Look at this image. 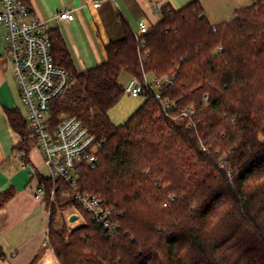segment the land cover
Listing matches in <instances>:
<instances>
[{"label": "trees", "instance_id": "obj_1", "mask_svg": "<svg viewBox=\"0 0 264 264\" xmlns=\"http://www.w3.org/2000/svg\"><path fill=\"white\" fill-rule=\"evenodd\" d=\"M107 58L78 70L57 30L52 51L71 76L51 104L53 127L75 114L101 142L84 167L81 190L113 207L121 228L108 233L74 199L63 178L39 174L49 209L48 243L60 264H264V0L212 23L199 0L162 7L148 31L124 19ZM125 71L143 82L168 75V102L145 87L123 123L109 115L125 91ZM25 157L27 118L7 112ZM54 194L53 200L49 201ZM11 196L0 195V205ZM73 207L85 222L67 226ZM37 255L30 264H41ZM6 253L0 247V263Z\"/></svg>", "mask_w": 264, "mask_h": 264}, {"label": "crops", "instance_id": "obj_2", "mask_svg": "<svg viewBox=\"0 0 264 264\" xmlns=\"http://www.w3.org/2000/svg\"><path fill=\"white\" fill-rule=\"evenodd\" d=\"M191 1L103 0L95 7L91 0H28L35 15L49 20L50 30L60 33L78 70L93 67L107 58L106 46L124 36V19L139 32L140 21L145 20L149 25L156 23L165 5L180 8ZM199 1L214 24L232 19L239 7L253 2ZM63 8L72 9L73 20L55 17L56 11ZM5 35L6 27L0 24V195L7 189L11 191L10 198L0 205V247L6 253L0 264H30L39 254L42 255L41 264H55L52 254L46 251L49 209L45 200L36 197L41 185L39 174L48 175L45 174L48 168L44 155L33 142L24 156V151L18 149L21 135L7 115L9 110H14L26 118V108L12 75ZM125 73L128 82L131 75ZM113 108L109 115L116 123L117 114Z\"/></svg>", "mask_w": 264, "mask_h": 264}, {"label": "built area", "instance_id": "obj_3", "mask_svg": "<svg viewBox=\"0 0 264 264\" xmlns=\"http://www.w3.org/2000/svg\"><path fill=\"white\" fill-rule=\"evenodd\" d=\"M103 0H91L99 7ZM55 17L73 20L72 9L63 8ZM0 24L6 27L7 52L12 63V75L21 95L26 118L32 135L44 155L48 175L63 178L74 191V199L100 223L108 233L121 228L113 211L100 197L80 189L78 179L84 167H94L98 162L101 142L75 114H64L56 127L51 123V104L69 86L71 76L58 64L52 51L51 23L33 12L28 0H0ZM150 25L141 20L139 32L148 31ZM144 82L131 75L125 91L136 97L145 87L155 86V96L168 102L163 88L171 84L168 75L156 76ZM41 201L46 199L45 186L36 193ZM48 241V236H47Z\"/></svg>", "mask_w": 264, "mask_h": 264}, {"label": "rangeland", "instance_id": "obj_4", "mask_svg": "<svg viewBox=\"0 0 264 264\" xmlns=\"http://www.w3.org/2000/svg\"><path fill=\"white\" fill-rule=\"evenodd\" d=\"M124 74L125 71H123L120 75V81L123 85H126V78H124ZM147 79L149 81H152L154 79V76L152 74H148L147 75ZM126 82V83H125ZM155 90H159V87L155 86ZM145 96L143 94H140L139 96H132L130 95L128 92H125L123 94V96L121 97V99L119 100V102L116 104V106H113V110L112 111H116V117H117V121L116 124L119 123H123L126 120H128V118L133 114V112H135V110L138 108V106H140V104L143 103V101L145 100ZM118 111V112H117ZM114 113V112H113ZM115 118V116L113 117ZM115 122V121H114ZM45 170V174L48 173V171ZM54 198V194L51 195V197L49 198V201L51 203V201ZM64 217L65 220L67 221V226L72 229L75 228L81 224H83L86 220L84 217H82L81 213L73 208V207H69L67 208L64 212ZM76 214L77 218L75 220H71V216ZM46 251L48 250V254H52V257L55 260V264H60L59 261L57 260L55 254H54V250L53 248L50 246V244H46Z\"/></svg>", "mask_w": 264, "mask_h": 264}, {"label": "water", "instance_id": "obj_5", "mask_svg": "<svg viewBox=\"0 0 264 264\" xmlns=\"http://www.w3.org/2000/svg\"><path fill=\"white\" fill-rule=\"evenodd\" d=\"M76 218H77V215L76 214H74V215L71 216V220H75Z\"/></svg>", "mask_w": 264, "mask_h": 264}, {"label": "bare ground", "instance_id": "obj_6", "mask_svg": "<svg viewBox=\"0 0 264 264\" xmlns=\"http://www.w3.org/2000/svg\"><path fill=\"white\" fill-rule=\"evenodd\" d=\"M50 264V263H49Z\"/></svg>", "mask_w": 264, "mask_h": 264}]
</instances>
